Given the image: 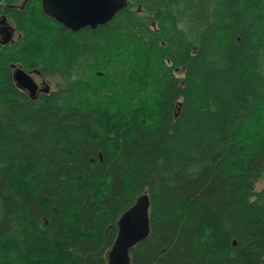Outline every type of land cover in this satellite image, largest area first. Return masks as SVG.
Returning <instances> with one entry per match:
<instances>
[{
	"label": "trees",
	"instance_id": "16d2710c",
	"mask_svg": "<svg viewBox=\"0 0 264 264\" xmlns=\"http://www.w3.org/2000/svg\"><path fill=\"white\" fill-rule=\"evenodd\" d=\"M74 33L0 0V264H264V0H128ZM38 74L35 99L12 66ZM53 85V89H52Z\"/></svg>",
	"mask_w": 264,
	"mask_h": 264
},
{
	"label": "water",
	"instance_id": "95a60500",
	"mask_svg": "<svg viewBox=\"0 0 264 264\" xmlns=\"http://www.w3.org/2000/svg\"><path fill=\"white\" fill-rule=\"evenodd\" d=\"M41 3L46 15L74 33L81 29H96L105 25L129 4L128 0H41ZM4 20L6 21V18ZM11 39L12 33L8 32L0 43L7 44ZM12 68L19 89L27 91L32 99H35L38 84L32 74L15 65ZM49 89L46 85L45 91ZM150 206L149 196L144 193L122 214L117 223V237L107 255L108 264H131L130 250L150 235Z\"/></svg>",
	"mask_w": 264,
	"mask_h": 264
},
{
	"label": "flooded vegetation",
	"instance_id": "af4514ba",
	"mask_svg": "<svg viewBox=\"0 0 264 264\" xmlns=\"http://www.w3.org/2000/svg\"><path fill=\"white\" fill-rule=\"evenodd\" d=\"M4 18H6V16L4 14L0 15V22L4 21V23L0 24V41L3 40V37L8 35V32H11L12 33V39L10 42H13L15 40L14 37L17 34V31H16L15 27L13 26V24L9 21V19L6 18V21H5ZM0 44H2V43H0ZM31 74H32V77L35 79L36 83L38 84L37 95L50 92V89L48 91H45L46 87L44 85L46 84V82L44 81V79H42L36 73H31Z\"/></svg>",
	"mask_w": 264,
	"mask_h": 264
},
{
	"label": "rangeland",
	"instance_id": "374dc122",
	"mask_svg": "<svg viewBox=\"0 0 264 264\" xmlns=\"http://www.w3.org/2000/svg\"><path fill=\"white\" fill-rule=\"evenodd\" d=\"M17 38V34L15 35L14 39L16 40ZM46 87V85H44ZM52 89H53V85H52ZM264 187V179H262V181H260L258 184H257V189L260 190Z\"/></svg>",
	"mask_w": 264,
	"mask_h": 264
}]
</instances>
